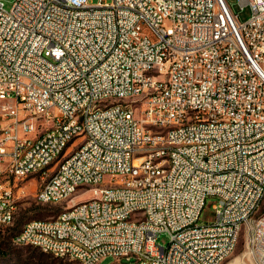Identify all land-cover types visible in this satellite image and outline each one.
<instances>
[{"label": "built area", "instance_id": "built-area-1", "mask_svg": "<svg viewBox=\"0 0 264 264\" xmlns=\"http://www.w3.org/2000/svg\"><path fill=\"white\" fill-rule=\"evenodd\" d=\"M236 2L247 18L228 0H0V226L28 180L39 204L106 198L14 244L86 264H212L245 227L246 257L264 264V0ZM210 196L211 226L195 229Z\"/></svg>", "mask_w": 264, "mask_h": 264}, {"label": "rangeland", "instance_id": "rangeland-1", "mask_svg": "<svg viewBox=\"0 0 264 264\" xmlns=\"http://www.w3.org/2000/svg\"><path fill=\"white\" fill-rule=\"evenodd\" d=\"M6 8H9L13 0H1ZM98 0H91L92 3ZM110 2L111 0H105ZM234 11L239 14L243 20L249 14L248 8H240L236 0H228ZM144 31L148 33L147 29ZM264 69V67H263ZM26 196L20 202V198H16V217L13 226H0V264H80L77 261L70 260L64 257H57L51 253L43 252L36 246L32 245H17L12 242V235L17 233L23 222L33 219H46L55 216L61 209L60 204H39L36 203L33 195L35 194L38 185L35 180L25 181ZM216 203L215 197H208L203 205L199 222H211L215 217V209L213 205ZM264 209V200L260 207V211ZM246 229L242 228L238 237V243L233 253L221 264H253L250 259L243 256L245 245ZM168 240V235L165 232L158 234L157 243L165 245ZM99 264H132L130 260L121 258L115 260L111 256H107L100 261Z\"/></svg>", "mask_w": 264, "mask_h": 264}, {"label": "bare ground", "instance_id": "bare-ground-1", "mask_svg": "<svg viewBox=\"0 0 264 264\" xmlns=\"http://www.w3.org/2000/svg\"><path fill=\"white\" fill-rule=\"evenodd\" d=\"M263 69V68H262ZM264 73V69H263ZM123 110H131V102H123ZM175 187L183 188V191H190V183H186V180H175ZM147 190V183H138V191ZM16 198H13V204L11 209L7 211V221H4V226H10L14 223L16 217ZM64 196L54 197V204L63 205ZM93 205H106V198L99 196L85 197L83 200H76L75 202H69L67 205L62 206V209L53 217L46 218V220H53V223H62L67 217L80 212L83 208H87ZM203 205H195V212H201ZM140 211H148V204H135L129 208V215H140ZM152 217H160V209H152ZM42 221L39 218L29 219L23 222L21 228L17 233L12 236V241H20L21 236L33 223ZM85 222L90 226L101 225V218H98L95 214H85ZM114 222H124V215H114ZM211 226V222H199L198 220H192V227L198 230H208ZM241 230H236V237H239ZM57 241L59 243H66V236L64 233H57ZM17 245H26V242H16ZM37 247V246H36ZM43 252L51 253L54 255V248L49 246L38 247ZM246 250L243 251V256L246 255ZM233 253V248L225 249V257H229ZM118 260V258H114ZM73 260L80 264H86V258L81 254H73ZM224 261V255H217L212 260V264H221Z\"/></svg>", "mask_w": 264, "mask_h": 264}, {"label": "trees", "instance_id": "trees-1", "mask_svg": "<svg viewBox=\"0 0 264 264\" xmlns=\"http://www.w3.org/2000/svg\"><path fill=\"white\" fill-rule=\"evenodd\" d=\"M14 222H15V221H14ZM13 224H14V223H13ZM10 226H13V225H10ZM10 226H6V227H10ZM18 231H19V230H18ZM18 231H17V232H18ZM14 234H15V233H14ZM14 234H13V235H14ZM13 235H12V236H13Z\"/></svg>", "mask_w": 264, "mask_h": 264}]
</instances>
